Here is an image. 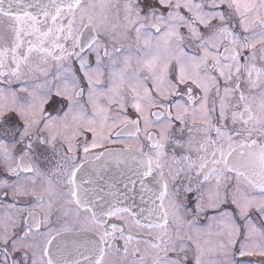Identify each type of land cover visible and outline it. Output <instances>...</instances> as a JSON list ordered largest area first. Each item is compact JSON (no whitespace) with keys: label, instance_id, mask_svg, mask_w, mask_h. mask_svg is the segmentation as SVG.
Listing matches in <instances>:
<instances>
[{"label":"snow or ice","instance_id":"obj_1","mask_svg":"<svg viewBox=\"0 0 264 264\" xmlns=\"http://www.w3.org/2000/svg\"><path fill=\"white\" fill-rule=\"evenodd\" d=\"M0 264H264V0H0Z\"/></svg>","mask_w":264,"mask_h":264}]
</instances>
